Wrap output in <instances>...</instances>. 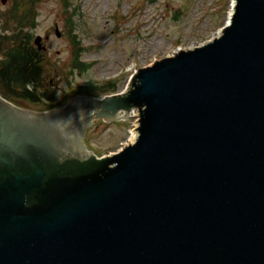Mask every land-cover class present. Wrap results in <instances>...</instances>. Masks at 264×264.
<instances>
[{"label":"water","instance_id":"water-1","mask_svg":"<svg viewBox=\"0 0 264 264\" xmlns=\"http://www.w3.org/2000/svg\"><path fill=\"white\" fill-rule=\"evenodd\" d=\"M200 44L122 94L48 111L0 96V264H264V0H233ZM97 120L131 143L91 154Z\"/></svg>","mask_w":264,"mask_h":264},{"label":"rangeland","instance_id":"rangeland-1","mask_svg":"<svg viewBox=\"0 0 264 264\" xmlns=\"http://www.w3.org/2000/svg\"><path fill=\"white\" fill-rule=\"evenodd\" d=\"M37 1L34 38L41 37L54 75L51 87L58 95L69 85L106 81L116 87L113 94L124 93L134 70L218 34L231 8V0H68L67 9L60 0ZM3 7L6 10L8 4ZM71 35L83 48L79 60L89 64L85 71L71 68ZM106 95L110 94L89 96ZM22 108L36 110L27 103ZM129 120L136 123L135 117ZM130 128L127 122L93 121L86 129L84 145L95 156L109 155L122 146Z\"/></svg>","mask_w":264,"mask_h":264},{"label":"trees","instance_id":"trees-1","mask_svg":"<svg viewBox=\"0 0 264 264\" xmlns=\"http://www.w3.org/2000/svg\"><path fill=\"white\" fill-rule=\"evenodd\" d=\"M60 1L67 9L68 0ZM37 2L11 0L8 8L0 13V95L14 104L23 106V103H27L43 111L62 106L76 95L98 97L115 92L116 87L110 81L102 85L91 82L69 85L68 90L64 89L59 95L55 91H45L48 85L43 84L46 74L49 78L54 75L43 51L38 50L33 43V30L38 15L35 7ZM71 47V68L87 70L89 64L79 60L83 48L76 35H71Z\"/></svg>","mask_w":264,"mask_h":264},{"label":"flooded vegetation","instance_id":"flooded-vegetation-1","mask_svg":"<svg viewBox=\"0 0 264 264\" xmlns=\"http://www.w3.org/2000/svg\"><path fill=\"white\" fill-rule=\"evenodd\" d=\"M11 3V0H7L6 1V3H1L0 2V13L4 10V5H6V4H10ZM7 9V8H6ZM5 11V10H4ZM42 51H45V50H43L42 49ZM47 63V62H46ZM55 80H54V77H51V78H49V76L46 74V76H45V78H44V81H43V84L45 85V84H48L46 87H45V91L46 92H52V91H55V88H53V87H51V86H53V84L55 83L54 82ZM15 105H17V104H15ZM17 106H20V107H22L21 105H17ZM78 156L80 157L81 156V154L80 153H78Z\"/></svg>","mask_w":264,"mask_h":264},{"label":"bare ground","instance_id":"bare-ground-1","mask_svg":"<svg viewBox=\"0 0 264 264\" xmlns=\"http://www.w3.org/2000/svg\"><path fill=\"white\" fill-rule=\"evenodd\" d=\"M232 7H233V0H231V8H230V11H229L230 13H229L228 18H230ZM118 115H119V114H118ZM123 116H124V114H123V115H119V117H123Z\"/></svg>","mask_w":264,"mask_h":264}]
</instances>
